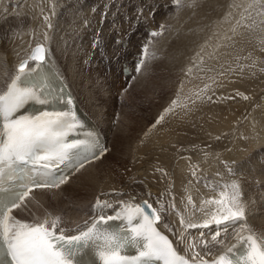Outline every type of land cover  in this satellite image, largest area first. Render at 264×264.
I'll return each instance as SVG.
<instances>
[{"label":"bare ground","instance_id":"1","mask_svg":"<svg viewBox=\"0 0 264 264\" xmlns=\"http://www.w3.org/2000/svg\"><path fill=\"white\" fill-rule=\"evenodd\" d=\"M116 1L59 0L56 7L52 6L55 7L52 14L48 16L49 11L45 14L47 17L38 16L39 23L29 28L24 38L11 33L0 36V92L16 73V64L21 59H26V67L33 66L35 60L30 59L28 53L34 44L44 43L45 46L41 44L44 59L55 66L81 108L103 132L105 146L113 154L111 164L124 165L123 172L120 167L121 174L115 178L109 166L91 170L108 154L106 150L77 168L57 187L28 192L11 211L8 221L11 233L42 225L72 234L88 219L94 201H103L104 205L121 202L119 207L132 206L139 199L147 198L166 212L161 213L160 226L170 235L174 247L190 259L214 256L244 231L253 233L264 247V171L260 165L264 157V26L256 32L257 16L248 11L237 29L225 32L241 11L235 9L230 0H206L198 13L190 0V4L188 0H182L181 4L178 1L180 6L176 8L175 0H133L132 12L127 11L130 5L126 0H121L123 4L116 10ZM33 2L38 3L37 0H0V24L20 27ZM45 4L48 10L51 0H45ZM231 4L233 7L227 8ZM91 9H94L92 15L79 17L82 11ZM100 11L106 12V17L98 15ZM168 11L171 12L167 14ZM64 12L68 13L61 17ZM205 22L217 38L206 36ZM125 23L127 29L119 28ZM140 26L150 27L155 32L167 27L168 33L154 38L142 32ZM176 26L179 33L173 40L177 44L175 56L168 65L172 82L161 86L160 90L158 87L159 93L156 91L159 100L162 98L160 103L167 104V108L164 113H160V107L155 109L150 120L152 127L144 136L140 134L142 129L138 130L131 120L123 124L122 115L116 126L110 124L113 118L103 119L104 115L109 116L118 109L107 106L115 87L102 80L99 84L107 104L99 101L104 104L99 106L101 115L84 104L80 97L82 91L97 104L95 94L88 88V78L81 75H86L93 64L88 60L89 46L83 50L85 41H90V29L99 31L93 46L108 67H113L126 50L133 56L146 45L138 75L133 76L138 79L150 52L160 55L171 46V31ZM116 33L117 38L129 39L124 50L112 38L110 40ZM63 64L68 72L64 71ZM156 67H153L154 72ZM74 77L79 80L80 91L76 88L78 83H73ZM147 156L156 157V168L146 164ZM101 175L105 180L98 183L96 179ZM139 179L143 180V188L135 189L132 182ZM68 186L69 192H62L61 197L56 198L54 193ZM25 207L37 218L48 215L49 223L33 218L24 223L16 222V215H25ZM71 209L75 215L69 214ZM194 213L199 216L194 217ZM207 232L210 236L205 235Z\"/></svg>","mask_w":264,"mask_h":264},{"label":"rangeland","instance_id":"2","mask_svg":"<svg viewBox=\"0 0 264 264\" xmlns=\"http://www.w3.org/2000/svg\"><path fill=\"white\" fill-rule=\"evenodd\" d=\"M37 1H38V3L37 2H35V3L33 2L34 4L31 5L32 7H30V5H29L30 10L27 11L26 14H25L26 16L27 15L28 16L27 17L25 16V20H24V22H21L22 25L20 27L9 26L8 24L7 25L0 24V36L1 37H3L4 35L7 36V34L9 36L10 33H11L13 35L14 34L15 35H19L20 38H24L23 36H26L27 33L29 32V28L32 29V26H35L36 23H39V22L36 21L38 19V16L39 17H42L43 14L45 15L46 13H48L49 11H51V13H48V16H49L50 14H52L53 9L58 5L57 3H59V0H53V1L51 0V4H49V9L47 10V6L48 5L45 4V0H37ZM54 1H55V3H54ZM117 1H119V2H117ZM117 1H116V4H117L116 10L119 8L118 6H120L119 5L120 3L123 4L121 0H117ZM131 1H133V0H126V4L130 5L129 9L127 10L129 12H132V10H131L132 9V3H131ZM178 1L181 4V1L182 0H175L173 2V5L175 6V8L178 7V5H179ZM185 1L187 2V0H185ZM205 1L206 0H190V3H192L191 5H194V9L198 13V12H200L203 9V4H204ZM230 1L235 4V6H236L235 9L237 8L238 10H241L242 12L239 11V13L237 14V17L235 18L237 21H235V19H233L232 22L229 24V26H227V29L225 28V30H226L225 32H228V30L230 31L232 28H235V27L238 28V25L245 20V17L248 14V11H250V13L253 12L252 13L253 16H257V19H256V21L254 23L255 31L257 32V31H260V29H262L261 27L264 26V25H262V23L264 22V18H263V15H264V0H241V2H239L238 4H237V1H233V0H230ZM188 3H189V0H188ZM53 5L55 6L54 8H52ZM0 6H2V4ZM59 6H62V5L60 4ZM90 6H91V4H90ZM232 7L233 6L231 4V6H229L227 8H232ZM107 8L106 9H102V10L103 11L104 10H107ZM37 10L40 11V12H38ZM93 10L94 9H91L89 12L86 11V10L85 11H82V15H80L79 17H84L87 14H88V16H89V14L92 15L91 12H93ZM32 12L34 13L35 17L32 14ZM170 12L171 11H168L167 14H169ZM67 13L64 12V15L61 14L60 16L61 17H65V15H67ZM69 14H70V12H69ZM165 14L166 13L161 14V15H165ZM98 15H100L102 17H106L105 15H107V13L104 12V14H103V12L100 11ZM258 16H259V19H258ZM45 17H47V16L45 15ZM27 20L28 21L30 20V21L28 22ZM59 20L60 19H58L57 21H59ZM67 20L68 19H66V21ZM258 20H260V21L258 22ZM261 21H263V22L261 23ZM110 25H112V24H110ZM127 26H128V24L125 23V24H122L119 28H121L122 30H125V29H127ZM204 26H205V30L204 31L207 32L206 33V36L208 38H217V37H215L216 36L215 35L216 33H213L212 32V28H210L211 26L208 25L207 22H205ZM142 28L143 27L140 26V30L141 31H142ZM166 28L165 27L164 28L162 27V29H160L159 31H157L156 34L154 35V38L156 36H158V35L163 34L164 32L165 33H168V31L166 30ZM178 28L179 27L176 26L174 28V30L171 31L172 36H173L172 42L170 43L171 46L168 45V47H166L165 52L163 54L160 53V55H157V53L154 52V51L150 52V54H149L150 57L148 56V58H149L148 60L149 61L147 60L145 66L143 68V71L140 74V78H138V79L134 78L135 76L138 75V73H136L137 75L134 74L132 76L126 77L124 80L119 77L117 70H115L112 66H109L108 67V66H105L104 65L105 62L102 60V58L100 56V52L95 53V50H97V48H94L95 46H93V45H94V43L96 41V38H98V36H99V34H98L99 31L96 28H95V30L94 29H90L89 30V37H88V38H90V41H85L86 43L84 45L83 44L82 45L84 46L83 47V50L89 46V48H87L88 50L90 49V52L88 53L90 57H88V60L91 61V63H93V64H92V66H90L89 72L88 73H85L86 75L81 74L80 72L79 73L82 76L88 78L87 79V81L89 82L88 88L90 90H92L93 93L95 94V96H96L95 103H97V104H93L91 102V100H89V98L87 99V95L84 93V91L81 90L82 92H80V97L82 98L84 104H86V106H90L88 108L94 110L95 113L100 114L98 112V110L100 108L99 106H103L104 104H101L99 101H102L103 103H106L107 104V101H104L103 92L101 91V88H100L101 85L99 84L100 83V80H102L104 82V84L110 85V86H112V88L115 87V91L112 92L113 94L110 97V101H111L112 104L109 103V105L107 104V106L109 108H113V107L115 108V107H117V109H118V111H115V112L110 113L109 116L104 115L106 118L102 115L104 117L103 119L107 120V119H109V117L110 118H113V120H112V122L110 124L112 126H116L118 124V120H120L119 119L120 116L122 115V120H123L122 123L124 122L123 124L127 123L128 120H131L132 124L135 125L136 128L138 127V130L142 129L141 132L145 131L144 133H141L140 132V134H142L144 136V134L146 133V131L148 132V130L152 127V124H150V120L152 119V116L154 115L155 109L158 110L159 107H160V109L162 108V111H160V113H164V110L167 108L166 107L167 104L162 106V103H160V100L162 98L159 100V95H157V92L156 91L158 90V87H159V90H160L161 86H167L169 83L172 82L171 81V77H170V73H169V70L170 69L168 68V65L174 59L173 56H175L174 49H176V48H174V47H176L177 44H175L173 42V40L177 36V34L179 33V31H178L179 29ZM237 28H235V29H237ZM99 29H100V27H99ZM91 33H93V34H91ZM94 33H96V34H94ZM117 34L118 33L113 34V37H111L112 36L111 35L110 36V40L112 38V41H114L113 38H116V36H114V35H117ZM58 35H60L59 37L62 38V36H61L62 33L59 32ZM58 35H57V39L59 38ZM47 38H49V36H47ZM91 38H94V39H91ZM124 38H127V37L125 36ZM128 41H129V39H128ZM149 41H147V42L149 43ZM0 44H1V40H0ZM39 44H42L43 46H45L44 43H39ZM80 45H81V43H80ZM90 46H91V48H90ZM148 47H149V44H148ZM63 49H65V47H63ZM112 54L113 53H111L110 56ZM128 55H130V54H128ZM89 58H91V59H89ZM97 65H98L99 68L96 67ZM155 66H157V67H156V71L154 72V69L155 68L153 69V67H155ZM63 69H64V71L68 72V68H66L64 64H63ZM101 69H104V72ZM84 70L85 69H83L81 72L83 73ZM69 75H71V74L69 73ZM76 75H78V74H76ZM104 75L106 77H104ZM80 78H82V77H80ZM73 79H74V82L73 83H78V85H77L76 88L80 91V85H79L80 83H79V80L76 79V77H74ZM116 88H117V90H116ZM159 90H158V93H159ZM165 93H166L165 91L162 92V94H164V96L167 97V94H165ZM115 94H116V97H114ZM89 102H91V103H89ZM105 109H106V107L103 108V110H105ZM129 114H130V116H129ZM111 115L113 117H111ZM138 117L139 118L141 117V118L139 119ZM141 119H142V121H141ZM148 124H149V126H148ZM141 126H143V127H141ZM110 131H112V130L109 129L108 132L110 133ZM111 141H112L111 138L108 137V144L109 145H111ZM112 157H113L112 151L110 150V148H108V154L98 163V165H95L93 168H91V170L97 171L98 169L106 168V166L107 167L109 166V167L113 168L112 172L113 171L114 172H113L112 175H114V178L117 177V175L121 174V169H122V172H123V168H124L123 166L124 165H121V166H118V167H114V164L113 165L111 164ZM146 158H148V160L146 161V164L149 165V166H151V167H153V168L154 167L156 168V165H158L156 157H149V156H147ZM120 167H122V168L119 169ZM119 171H120V173H119ZM160 171H161V169H160ZM116 172H118V173H116ZM115 174H116V176H115ZM100 179H102V180H100ZM104 180H105V177L103 175L99 176L96 179V181L98 183L101 182V181H104ZM114 180L115 179H113V181ZM142 181H143L142 179L134 180L132 182V185L135 187V189H140V187L143 188V182ZM125 182H126V180H125ZM62 192L63 193H66V192L68 193L69 192V186L62 188V191L61 192L54 193V195L56 196V198L61 197ZM158 198L160 199V197H158ZM159 199L157 200V202L159 201ZM154 200H156V199H154ZM72 209L69 210V214L70 215H75L74 212H71ZM24 210L26 212L25 215L22 216L24 218L22 219L21 216H19V215L17 216L16 215L15 216V218H16L15 221L16 222H23L24 223V221L26 219H29V218H33L35 220H38L40 222H44V223H47V224L50 221L49 220V216L46 215V214L44 216L40 217V218H37L38 216H33V215L29 214L27 207H25ZM163 213L166 214V212H164V211H163ZM84 214L85 215L87 214V210L84 211ZM29 215H30V217H29ZM193 216L194 217H198L199 215H197V213H194ZM205 235L206 236H210L209 232H207Z\"/></svg>","mask_w":264,"mask_h":264},{"label":"water","instance_id":"3","mask_svg":"<svg viewBox=\"0 0 264 264\" xmlns=\"http://www.w3.org/2000/svg\"><path fill=\"white\" fill-rule=\"evenodd\" d=\"M41 55H42V47L41 45H37L33 48V51L31 52L30 56L41 59Z\"/></svg>","mask_w":264,"mask_h":264}]
</instances>
